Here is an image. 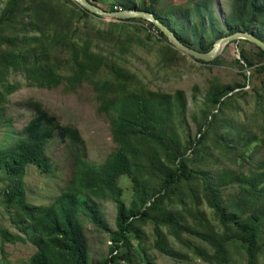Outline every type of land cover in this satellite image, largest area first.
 <instances>
[{"label":"trees","instance_id":"obj_1","mask_svg":"<svg viewBox=\"0 0 264 264\" xmlns=\"http://www.w3.org/2000/svg\"><path fill=\"white\" fill-rule=\"evenodd\" d=\"M66 1H7L0 15V31L12 27L18 14H23L30 22L23 21L17 31L22 35L21 41L16 37H7L8 47L0 49V126L12 122L5 115V106L10 103V97L23 87L21 82H9L11 74L23 76L25 87L47 90L63 83L69 90H75L88 81L101 92L103 105L108 107L105 111L110 115L117 149L108 154L101 165L88 163L83 158L84 141L79 132L56 123L55 118L48 115L39 103L30 102L36 115L24 127L23 138L11 150L0 154V170L5 172L9 181L2 190V197L12 227L0 230L3 242L16 244L30 241L36 251L27 264H91L89 238L84 224L89 221L108 231L113 238L107 259L92 264H120L127 258L126 254L119 252L120 249L132 250L130 236L139 228L136 223L143 225L152 221L156 248L169 254L167 233L174 236L180 245L176 256L180 261L186 262L194 257L208 264H227V244L238 240L246 246V264H259L262 252L259 236L264 227V161L261 167L247 175L237 174L231 168L228 178L224 169L215 172L207 161L200 165L205 168L191 169L190 152L196 157L206 154L202 147L208 138L207 122L199 125L200 136L191 140L188 147L176 129L177 114L186 106L185 94L179 90L170 94L161 90L134 88L132 84L136 82L133 81L136 75L124 63L128 62L127 55L134 51L129 38L132 26L146 32L149 29L157 31L158 36L149 32L148 36L151 40L154 38V42L163 46L165 51V56L158 55V67L169 66L181 51L172 46L164 33L149 21L132 18L102 23L96 20L98 16L72 0ZM87 1L111 12L134 8L151 12L180 40L200 51H209L221 36L239 30L253 31L254 27L264 29V0H232L233 13L225 23L229 31L227 34L217 33L212 40L205 38L208 32L206 20H199L201 28H195L200 31L197 33V45L190 44L171 25L177 14L183 17L185 25L189 8L195 0H165L169 5L164 17L153 8L158 0H150L151 3L144 7L138 6L136 0ZM28 2L29 5L26 4ZM207 2L205 0L199 7L206 9ZM98 23L104 24L105 29ZM103 33L112 36L114 47L102 43L106 40ZM256 34L264 39L262 34ZM90 35L100 36V39L95 40ZM138 40L137 44H142ZM241 40L254 45L256 52L242 47L237 61L246 71L257 63L259 69H264V50L249 40ZM222 61L223 56L219 55L210 62L217 64ZM244 77V82L221 85L208 94V102L216 110L211 112L215 117L228 109L238 114L240 107L234 108V101L249 95V91L244 89L250 85L251 74L244 72ZM254 90L255 103L246 111V123L237 128L246 139L248 136L249 142L253 137L244 132L248 128L255 126L264 133V84ZM209 115L210 111L205 112L207 120ZM214 122L211 121L210 126ZM219 136L216 150L220 149V153L216 162L230 154H238L234 150L237 137L227 131L220 132ZM56 137L69 141L77 154V170L73 180L51 205L36 206L26 200L25 170L29 165L35 166L41 173L51 170L46 150ZM121 175H130L133 179L131 203L124 199L123 188L118 183ZM155 184L158 187H154ZM230 185L238 187L237 193L232 196L226 195ZM105 197H112L117 205L115 230H111L104 219L100 200ZM204 198L213 220L201 210ZM185 213H191L192 222H188ZM185 231L209 244L214 253L184 237Z\"/></svg>","mask_w":264,"mask_h":264},{"label":"rangeland","instance_id":"obj_2","mask_svg":"<svg viewBox=\"0 0 264 264\" xmlns=\"http://www.w3.org/2000/svg\"><path fill=\"white\" fill-rule=\"evenodd\" d=\"M8 0H0V15L6 7ZM27 0H25L26 2ZM60 3H66V0H58ZM108 2H118V0H106ZM154 10L162 17L166 16L168 3L165 0H158ZM30 2V1H29ZM29 2L26 3L29 5ZM205 0H195L194 5L189 8L188 16L184 20L180 14L174 16L171 25L181 32L190 44L197 45L199 42L198 34L200 31L199 20H206L208 32L205 34L207 40H212L219 32L227 34L229 31L226 26V18L233 13L232 0H208L207 7H199ZM69 3V2H68ZM138 6H148L150 0H136ZM137 9V8H136ZM206 10V11H205ZM202 11V12H201ZM201 12V13H200ZM13 26L0 31V49L8 47L7 37H16L22 40L21 33L17 31L24 22H30L23 14H18ZM98 22H117V20H108L102 17L96 18ZM98 23L99 27L105 25ZM90 25V23H88ZM139 25L138 23H132ZM184 25V27H182ZM91 26V25H90ZM89 26V27H90ZM105 29V28H104ZM132 32L129 38L132 40L134 47L133 53H129L128 62L125 66L135 73L136 81L132 86L138 90L151 89L152 91L161 90L170 94H175L178 90L185 94L186 106L182 112L177 114L176 129L181 139L190 146V141L200 136L199 125L207 122L208 138L206 144L202 147L206 154L196 157L190 152L189 166L191 169H203V162L207 161L209 166L218 172L220 168L224 169V174L228 178L229 169H233L237 174L247 175L259 168L264 161V133L258 127H250L247 131L253 137L249 142L242 133H239L238 126L246 123V111L255 103V87L260 88L264 84V69H259V64H255L250 70H245L237 61L241 57V48L248 51L256 52V48L250 42L241 40L239 42L228 43L220 55L223 56L221 63L212 64L196 61L192 56L182 51L175 56V59L169 63V66L161 68L157 66V58L165 56L163 46L155 43L151 35L158 36L155 29H149L147 32L143 29L131 27ZM253 32L260 33L264 36V29L254 27ZM83 35V34H82ZM106 40L102 43L107 46L114 42L112 36L106 33L102 34ZM98 40L100 36H89ZM142 44H137L136 40ZM212 61V60H211ZM244 72L251 74L249 86L244 90L249 91L246 97L236 98L233 107H240L238 114L231 110H225L223 114L215 117L211 112L215 107L208 102V94L213 88L244 82ZM105 77V76H104ZM9 82H21L22 86L19 91L10 97V103L5 106V115L11 118L10 124L0 126V154L11 150L18 141L24 136V127L35 117L36 110L30 102L39 103L42 108L53 116L56 123L62 126H70L76 129L84 141L83 158L90 164L101 165L108 154L117 149V143L114 141L111 132L110 115L105 111L107 106L103 105L101 92L96 89L95 85L88 81L76 87L75 90H69L66 83H63L55 89H39L25 87L26 80L23 76H9ZM249 102V100H251ZM112 112V109H109ZM210 111L209 120L206 119L205 112ZM216 111V110H215ZM215 120L210 126V122ZM231 125V126H230ZM245 126H248L245 125ZM243 126H240V128ZM237 137L234 144V150L238 152L230 154L227 158L219 159L218 153L219 134L225 132ZM219 136V137H218ZM241 136V138H240ZM262 138L260 141L259 139ZM47 155L51 160V170L47 173H41L35 166L29 165L25 170L23 178L26 192V200L36 206L51 205L56 198L63 192L67 185L73 180L77 170L76 153L70 146L68 140L56 137L47 146ZM191 151V150H190ZM212 155V156H211ZM201 165V166H200ZM261 167V166H260ZM156 174L154 180L156 181ZM9 181L4 171L0 170V230L7 228L12 229L9 219V211L6 209L2 190L8 185ZM118 183L124 191V199L131 203L134 196V182L130 175H121ZM154 187H158L157 184ZM238 187L230 185L226 190V195L237 193ZM101 209H103L104 219L111 230L116 229L117 205L112 197H105L100 200ZM201 210L205 212L209 219L213 220L211 210L208 207L205 198L202 199ZM188 222H192L191 213H185ZM85 229L89 238L90 246V263L104 262L109 254V246L113 240L108 231L99 229L89 221H85ZM138 230L131 232L132 250L121 248L120 253L126 254V259L120 264H208L194 257L190 260L180 261L176 259L180 245L174 236L168 234V243L170 253H161L155 246L156 234L154 232V223L148 221L146 224L136 223ZM183 236L201 245L211 253L214 250L209 244L198 237L183 232ZM259 242L262 245V252L259 256V264H264V227L259 236ZM229 259L227 264H246V246L238 241L231 240L227 244ZM36 247L30 242L26 243H7L3 242L0 234V264H27L30 257L35 253Z\"/></svg>","mask_w":264,"mask_h":264},{"label":"water","instance_id":"obj_3","mask_svg":"<svg viewBox=\"0 0 264 264\" xmlns=\"http://www.w3.org/2000/svg\"><path fill=\"white\" fill-rule=\"evenodd\" d=\"M72 1L75 4H77L79 7H81L82 9L86 10L87 12L95 16L102 17L104 19L118 21V20L137 18V19H143V20L149 21L153 23L157 29H160L164 33V35L168 39V42L172 46H174L176 49L190 56H193L194 58L201 59L204 61H211L215 59L216 57L220 55V53L223 51V49L228 43L234 40H239V39L249 40L264 50V39L263 38L259 37L253 31L239 30L234 33L221 36L218 39H216L213 47L209 51H200V50H197L187 45L182 40H180L172 29H170L167 25L163 24L151 12L139 10L136 8L130 9V10H118V11L111 12V11H106L100 8L99 6L87 0H72Z\"/></svg>","mask_w":264,"mask_h":264},{"label":"built area","instance_id":"obj_4","mask_svg":"<svg viewBox=\"0 0 264 264\" xmlns=\"http://www.w3.org/2000/svg\"><path fill=\"white\" fill-rule=\"evenodd\" d=\"M157 32V31H156Z\"/></svg>","mask_w":264,"mask_h":264}]
</instances>
